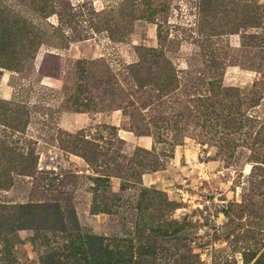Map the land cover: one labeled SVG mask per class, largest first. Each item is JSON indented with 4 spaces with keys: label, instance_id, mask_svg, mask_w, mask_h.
<instances>
[{
    "label": "rangeland",
    "instance_id": "rangeland-1",
    "mask_svg": "<svg viewBox=\"0 0 264 264\" xmlns=\"http://www.w3.org/2000/svg\"><path fill=\"white\" fill-rule=\"evenodd\" d=\"M0 264H264V0H0Z\"/></svg>",
    "mask_w": 264,
    "mask_h": 264
}]
</instances>
